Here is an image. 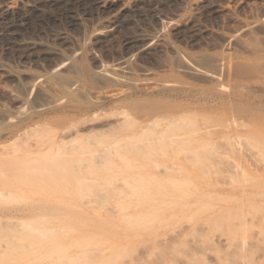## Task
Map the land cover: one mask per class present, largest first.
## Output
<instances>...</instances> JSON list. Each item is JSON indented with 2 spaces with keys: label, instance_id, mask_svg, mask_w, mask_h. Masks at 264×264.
Here are the masks:
<instances>
[{
  "label": "rangeland",
  "instance_id": "rangeland-1",
  "mask_svg": "<svg viewBox=\"0 0 264 264\" xmlns=\"http://www.w3.org/2000/svg\"><path fill=\"white\" fill-rule=\"evenodd\" d=\"M14 1H15V5H14L13 9L8 14V20L14 21V22L19 21L21 23L25 20L23 23H25L27 21L26 22L27 24H29V23L32 24V25H30V27L32 26L31 28L29 27L27 29L25 28L26 30H24V29L21 30V32L25 33L24 36L25 35L26 36H32L33 35V36L38 37L40 39L42 37V39H44L43 41H45V40H49V39L53 38V36H55L57 32H60V30H63V31H67L69 34H72V35L75 32L74 34L77 38V41L69 46L71 48V50L69 48L70 51L67 50L70 54L72 53L71 54L72 58H71L70 62L61 61L58 59L59 62H61V63H59L58 60H56V59H50V60L46 59L45 61L41 62V64L44 63L42 66V69L40 68L41 64L40 65H35V64L30 65L29 71H26V73H28V74H26L28 76L27 79L26 78L22 79L20 81V83H18V84L17 83H11V81H10L7 83L4 82V84L2 82V84L0 85V104H1L0 110H2L1 107H3V106L5 107L6 104H7L6 107H8V108L11 107L10 109L13 110L12 114L11 113L9 114V121H8V119H6L5 121L2 119L0 120V143L4 144V145L5 144L6 145L11 144V145H9V147H7L9 149V151L7 150L6 147L0 145V148L4 147V150H6V152L9 154L8 155L7 153L4 152V150L0 149L1 150L0 159L3 156L4 160L6 159V161H7V159L9 160L11 158L10 160L13 161V158L15 157L16 164L19 162L18 163L19 165H17V166L9 165L8 166L9 168L8 167L6 168L7 172H5V173H4V171L2 172L4 175H2L0 173L3 177V179H0V181H4L5 177L8 178V179H5L6 181H4V183H6L7 186H6V184L3 185V187H2V185L0 186L1 187L0 190L4 191V193H5L4 196H0V264H51L52 262L54 263V261L57 260L59 255L60 254L62 255V253H57L58 251H56L57 255H53V256L51 255L54 259L53 260L52 257H49V255L52 254L53 252L49 254L48 251H50V249L53 250L54 248H55V250L57 248V250H59V251H61V250L64 251L65 248L63 247L64 248L63 249L61 246L63 245V243L65 244L66 241L67 242L70 240L75 241L77 239V237L75 239L73 237L77 235V231H79L77 240H79L80 243L77 242V240H76L75 244L77 243L80 245H82L80 238H82V239L85 238V239H83L84 241L86 240L85 242H87V239H89L88 242L91 241L94 244L95 241L97 243V241L99 240L98 243H100V242H102L103 239L105 240L106 238H108L107 236H111L112 234L109 235V234L104 232V235L106 236V238H104L105 236H103V233L101 232V230H103V229H100V228L106 227V225H104V224L106 222H108L107 220L110 219V216L114 217V215H111V213L109 214V212L111 211L110 209H109L110 211L107 209L109 211L108 212L104 208V206L107 205V206H110L109 208L115 209V207H113V206H115V204L114 205L112 204V202L114 201L113 199H111V201L108 200L109 203H111L113 206L111 204H109V205L106 204L107 203L106 199H108V197L110 199V197H111V194H110V196H108L109 194H107V193H109V192H106L108 188H109V190H113V193L115 190H116L115 191L116 193L120 192L121 197L118 195L119 193L117 194L120 198L113 196L115 201H117V205H119L118 200L121 201V199H122V201H123V197H124L121 195L122 192L124 193V191H126V190H127L126 191L127 193L130 191L134 192L132 190L133 185H135L137 183H140V184L142 183L143 185L148 184L149 180L151 182V179L154 176L156 178L159 177V179L162 183L164 181L163 179L166 178L165 177L166 172L165 173H160V172H163V170L167 171L168 170L167 167H169V169L172 168L173 169L172 171H176L175 169H177L178 167H181V168H183V170L179 171V173H182L184 171V169H187L188 167H190L191 164L192 165H193V163L195 164V162L190 161L191 164L188 166V165H186L187 162L185 163L184 159L189 158V155H192V154H189L186 151L187 149L184 145V142L182 141V135L179 132V128L177 129V131H172V129L170 131V126H169L170 125V122H169L170 119L173 116H177L179 114V112H181V111H184V113L185 112L190 113L191 117L195 118V120L197 121V125H198V128H197L198 133H200V131H201V133L204 132L206 127L209 124H213L211 126L215 125V128L217 127V129H215L216 133L213 136L212 142L206 146V149L205 148L203 149L204 153H199L203 157H207L211 161L213 160L210 163L208 162L209 165H206L207 163L206 164L204 163L205 166H207L206 168L209 169V167L211 166L210 164H212L215 161L214 159H211L210 156L211 155L214 156L217 153L215 158L218 156L216 159L222 160V161L221 160L219 161L221 163H217V164H219V168H216L218 170L223 171L222 175L220 174L221 176H223V174L225 175L227 173L228 176L233 178V180L236 182L235 178L237 179L239 176L242 177V175H243L242 170H243L246 173V176L252 177L251 180H254L255 184L258 183V181H261L260 180L261 178H258L261 176L260 175L261 172L259 174L257 172V170L255 171L259 175L256 174L255 172H253L254 169H256V167L259 169V165H260L259 163H258L259 165L257 163H256V165H253V162H254V164H255V162H259L260 158L256 161L255 159L258 158L259 156L254 159L253 157H255V155L250 157V155L247 156L245 153H243V150H242L243 141L242 140H244L245 137H248L250 135V131L254 130V127L256 125H258V122H261L260 121L261 119H264V68L263 69L261 68L262 69L261 71H258V69H259L258 68L256 71L255 68L258 65L254 64L257 61V62H260L262 65H264L263 64L264 63L263 62L264 61V35H263L264 34V25L263 24H260L259 22H257V23L254 22L252 24V26L253 25H255V26H253V27L251 26L252 27L251 30L254 32V30H253V28H254L255 33H257L258 36H261V37L255 41L248 42L245 44V43H242L240 41L235 40L236 37H242L243 33H246V31L248 33V28H246L245 26H242L239 23H237V25H232V24L227 25L228 23L225 24L226 22L224 24L221 22H218V23L217 22H215V23L211 22L210 25L213 23L212 26H214L215 30H216V28H218V30H217L218 32H216V31H214L215 33L212 32V34L209 35L208 38H206V41L205 40L199 41L200 43L198 42V45H197V44H190L189 42L184 43L185 40L184 41L181 40V43L179 41L180 39L175 40L174 37L169 35L168 25L166 24V22L163 21L160 24V27H161V30L163 31V35L165 37L166 43L163 44V47L162 46H159V47L158 46H151V47H149V50L151 51V53H148V55H146V56L139 57V56H136L135 53H133V52H126L123 49V47L120 45H114V46H112L111 49L109 48L107 51H102L101 49H98V48H90L91 46H90V43L88 44V42L95 35L96 31H95V24H94L95 21L94 20L97 19V17L96 18H94V16L88 17V16H85V14L83 13L84 10H87V9L90 10V8H91L89 6V3L86 2V0H77V1L74 0V2H73V0H59V1L58 0H48V1L47 0H44V1L43 0H14ZM2 2H3V4H2ZM5 3H6V0H3V1L0 0V4L4 5ZM59 3H61V4H59ZM82 3L86 4V6H84V4L82 5ZM2 5H0V7ZM33 7H34V9H33ZM77 7L79 9H77ZM84 7L86 9H84ZM59 9H60V11H59ZM70 9L73 11L75 10L77 12V14L80 15V18H81L82 26L80 23V28L76 29L74 27L75 30L71 26H69L63 18L64 14L67 12V10L71 11ZM62 10H64V11H62ZM79 12H82V15ZM11 13H12V15H11ZM22 14H24V15L22 16ZM45 14H46V16H45ZM261 14L259 12V15H260L259 17H260V19L262 18V20H263L264 13L261 12ZM247 15H249L248 12H247ZM53 16H56L57 18H59V21L55 24L48 22L49 19H51ZM84 17H86V19ZM31 18H33V19H31ZM83 18L85 19L84 22H83ZM39 19H46L45 24H43L41 26H37L36 21H38ZM88 20H91V21H88ZM34 21H35V23H34ZM164 23L167 26L163 25ZM33 24H35V25H33ZM229 26H232V27L234 26V27L231 28ZM165 27H167V28H165ZM227 27H229V28L227 29ZM79 29H81V30H79ZM80 31H81V33L79 34ZM17 32L20 33L19 31H17ZM0 44L2 45V42ZM156 47H157V49L159 48L158 51H157ZM226 47H231L234 49L231 56H227L225 54V51L223 49H225ZM151 48H153L154 50L156 49V50L154 51ZM236 50H237V52H236ZM15 52H17V54H18L19 51H15ZM94 53H95V56L92 55ZM261 54L263 55V58L257 59L255 62H252V60H250V58H252V59L254 57L257 58ZM91 55H92V57H91ZM179 55H181V56H179ZM13 59H12V61L16 62L17 59L15 56ZM55 61H57V62H55ZM243 61H245V62H243ZM249 61H251V64H249L250 63ZM54 62H55V64H54ZM246 62H249V63H246ZM57 63H58V65L60 64L61 68L58 70L53 69L55 67V65H57ZM15 64L18 68L17 62L13 63L12 67L14 66V70H18L19 68L17 69ZM252 64H254L253 66H256V65L257 66L254 67V69H253V66H252V68L250 66ZM248 66L250 68H248ZM261 67H264V66H261ZM49 68H52V69H49ZM42 70H44V71H42ZM48 70H50L52 72H50ZM29 75H31V77ZM37 76L38 77L40 76L46 82L50 83V84H48V83H46V84H48V86L52 85L51 86L52 88L49 86V89H48V86H47L48 90L46 89L45 91H42V92H41V90H38V88H33L32 85H33V82L34 83L36 82ZM31 78L33 79V82L31 80ZM28 80H29V84H28ZM23 81H24V84H23ZM31 82H32V84H30ZM25 83H27V84H25ZM6 84L8 87L5 86ZM9 84H11V85H9ZM15 84L18 86L20 85V87L16 86ZM28 85H30V86H28ZM1 86H3V87H1ZM12 86L14 88H10ZM215 86H217V87H215ZM219 86H220V88H219ZM236 86L242 87V88H237ZM244 86H246V87H244ZM24 87H26V88H24ZM224 87H226V88H224ZM233 87H235V88H233ZM4 88H6V89H4ZM10 89H13V92L16 91L18 94L23 95V97L25 98L26 102L23 106H22V104L17 105V106L21 105L20 108L13 106L14 104H12L11 100L9 99L10 98V97H8L9 95H7V92H5V91L9 92ZM2 90H5L4 94H2L3 93ZM47 97H48V99H47ZM1 100H2V102H1ZM47 105H49V106L47 107ZM15 107L17 108L16 111H18V112L15 111V109H16ZM12 108H15V109H12ZM18 109H20V110H18ZM40 109H42V110H40ZM17 113H19V114H17ZM92 113H93V115H92ZM15 114H17V115H15ZM94 114L96 115L95 118H97V120H96L97 122L95 121L97 123L96 126H95V124H96L95 122H94L95 124L92 123L93 118H94V117L92 118V116H94ZM159 114H163L164 117L161 118L160 120L154 122L150 126L140 127L141 126L140 124H134L135 120H138L141 122L143 120L145 121L146 119H149V118H151L155 115H159ZM145 115H148V116L150 115V116L149 117L147 116V118H145L146 117ZM143 116H145L144 117L145 119L143 118ZM140 117L142 119H140ZM121 119L125 120V122L122 123L120 121L117 123H122V124L125 123L124 125H122L123 127L120 126V124H118L119 125L118 126L117 123H115L116 120L118 121ZM88 120L89 121L92 120V122L90 121V123L92 125H89L90 123L88 124ZM42 121L43 122L45 121V122L42 123ZM77 121L79 123H77ZM138 121H137V123H138ZM196 121H195V123H196ZM80 122L82 124L81 126H80ZM86 122H87V124L83 125ZM109 122L110 123L113 122V124L115 123L114 126H118L119 128L116 127L117 129H115V131L114 130L109 131V129L113 125V124H110ZM36 123H38L39 125L43 124L44 126L43 125L41 127L36 126ZM100 123H103V125H105V126L107 123H109L110 125H107L106 126L107 129H106V128H104L105 126H103ZM237 123H239L240 125H238ZM87 125L95 126V127H102L105 129V131L108 130L107 134H106V132L104 133L102 128H97V129H99L100 132L101 131H103V132L100 133L97 129H95V130H97L95 132L93 130V133L91 132L89 134L90 135L93 134V136H95L96 138L93 136H91L92 139L85 137L87 139V141L84 138L85 141H81L82 144H80V142H79L80 139H78V141L76 139V140L69 142L70 139L68 138L66 140V142H69V143H67V145L70 148H72V150H74L73 152L71 150L72 153H63V152H66V149H65V151L61 150V149H59V147H57V144H56L55 145V153H56V158H57L56 160L57 161L52 160V162L54 161L55 163L54 162L52 163L54 165L51 167V171L49 170L50 173L46 172V174L47 173L48 174L47 175L45 174V176L43 178H40V176H38V175H40V172H41L39 170L41 168V165L43 164L42 162L40 165L39 164L40 161H39L38 167L36 166L37 164H32V163L30 164V162H29V164H30V166L28 165L29 168L25 164H23V162L25 163V161H27V159L30 160V158L31 159L35 158V157H33L34 154L32 153V151H34V148L36 147V143H35L36 141L37 142L39 141V143L42 146H46L51 141L57 142V139L60 136L61 132L64 131L65 129H71L72 128L74 130V129H77V127L81 128V127L87 126ZM237 125H238V127H240L241 125H243V126H241V128H236ZM244 125L246 126V128H244ZM108 126H111V127L108 128ZM125 126L127 127V129ZM68 127H70V128H68ZM120 127H122L123 131H121ZM113 128H115V127H113ZM28 129L34 134L30 135L27 131ZM100 129H102V130H100ZM118 129H120L119 131H121V132L117 131ZM32 130H34V131H32ZM21 131L22 132L25 131V133L23 132L24 136L23 135L20 136L22 134ZM98 132L101 135H99ZM108 132H109V135H108ZM5 133H8V134H5ZM16 133H18V134H16ZM27 133H28V135H27ZM1 134L2 135L4 134V135L1 136ZM95 134H97V135H95ZM16 135L20 136L19 138L22 139V141ZM25 136H26V138H24ZM29 136L30 137L32 136V137L29 138ZM98 136H99V138H98ZM106 136H107L108 140L110 141V142L108 141V144H106V142H107L106 141L107 138H105ZM109 137L110 138L113 137V139L110 140ZM15 138H17L19 140H15ZM23 138L27 139V140H25V142H23ZM100 138H103V141ZM223 138H226L227 140L223 139ZM232 138H235V139H232ZM88 139L90 140V142ZM97 139H99V140H97ZM13 140L16 142H14ZM32 140H34V141H32ZM81 140H82V138H81ZM11 141L13 143H11ZM26 141H28V142H26ZM226 142L228 143V145ZM232 142H235L232 145L233 147H234V145L235 146L237 145L236 146L237 148L234 147V148H236V152L233 149V147L231 146ZM31 144L33 145V147L35 144V147L32 148ZM83 144H85V145H83ZM125 144H126V146H127V144L130 146H127L128 148H126ZM67 145H65V146H67ZM16 147H18V149H16ZM13 148H15L17 151L14 150L12 152L11 150ZM64 148H68V147H64ZM104 148H105V150H104ZM121 148H123L124 151ZM106 149L109 151H106ZM212 149L213 150L215 149L214 151L217 150V152L212 151ZM100 150L106 151L107 155L110 152L111 155H109V157L107 155H103L106 158L108 157V159L106 161H103L104 163H106L108 161L107 165L104 164V166L101 165V167H98V165H97L96 167H98V168H95V166L93 167V165L95 164L93 161V158L95 159L97 157V156L95 157V155L98 153V151L100 154V152H101ZM229 150H230V152H228ZM237 151L239 153L242 152L243 154H245L244 155L245 160L243 159L242 153L238 154ZM3 152H4V155L2 154ZM116 152L117 153L118 152L123 153V155L121 156L123 158L122 159L119 158L121 160L115 159V157H114L115 155L113 153H116ZM200 152H202V149L200 150ZM231 152H233V153H231ZM12 153H14V154L12 155ZM17 153L21 157L18 156ZM21 153H22V155H21ZM32 154H33V156H31V157H25V158L23 157L24 155L27 156V155H32ZM218 154H220V155H218ZM112 155H114V156L111 157ZM195 155H193V157ZM200 156L198 155V157H200ZM246 156L249 157L250 159L251 158L254 159V161L252 160L253 162L251 161L253 166H249L250 168L256 166L254 169L253 168L250 169L248 167V165H251V164H249L250 162L246 161V159H247ZM6 157H8V158H6ZM110 157H111V159H110ZM117 157H120V154L118 156H116V158ZM203 157H200V158L202 159ZM20 158H23L22 159L23 162L21 161ZM42 158L43 157H39L38 159L41 160ZM191 158H192V156H191ZM196 158H197V156H195V159L193 158V161L195 160L197 162L195 165L198 164L197 166H199V164L203 161L199 162L200 159L197 158L198 159V161H197ZM2 159H1V161H2ZM101 159H102V157H101ZM18 160H20V161H18ZM104 160H105V158H104ZM217 160L215 162H217ZM97 161H98V159H97ZM206 161H207V159H206ZM20 162H22L21 163L22 166H20ZM90 162H93L94 164H91L90 168H88L90 171L86 172L87 170L86 169L84 170L82 168H83V166L90 164ZM223 162H225V163H223ZM245 162H247L248 165ZM229 163H230V165H229ZM16 164H14V165H16ZM101 164H103V163H101ZM202 164L203 163H201L200 165L202 166ZM225 164H227V165H225ZM34 166L36 167V170H35ZM106 166H108L107 167L108 170L112 169L114 167L113 172L117 168L123 169V171L119 170V173H118V174H120L119 179H117L119 177L118 174H117L116 179L113 178L117 182H114L112 178H107V177L105 178L104 177L106 174L103 172V169ZM110 166L112 168H109ZM215 166H214V169H215ZM224 166H225V168H224ZM24 167H26V168H24ZM31 167L34 169L31 170ZM234 167H236V168H234ZM262 167L264 169L263 165H262ZM262 167H260V169H259L260 171L262 170ZM165 168L167 170H165ZM18 169H20V170H18ZM105 169H104V171H105ZM179 169L180 168H178V170ZM210 169H211V167H210ZM210 169H209L210 179L207 178L205 180V178L203 176L206 177L207 174L206 175L201 174L202 172H200V167H199L198 172L195 171V173L192 174V177L198 182V185H200L201 187H203V186L208 187V185H211L208 187V194L212 192L213 195L211 196L209 194L210 199H209V196H207L206 199L208 198V200H210L209 202L211 203L215 199L218 200L219 199L218 196H220V195L222 196L225 193L230 194V197L233 198L236 194V193L234 194V191H235V192L240 193L241 195L237 194L235 196L237 198V201H236L235 197H234L235 200L232 199V201L234 200L237 202L236 203L237 205L234 203L236 205V207L238 206V204H240L239 205L240 207L238 206V208L242 209L244 207V204H246L245 200L247 199V196H246V198L243 197L244 196L243 193H245L246 191L249 190V189L246 191L243 190V193L241 190L242 186H243L242 189H244V187L246 185L248 186V183H249V180L246 177L245 178L248 180L247 184L245 183V185H244L243 182H240L245 175L242 178H238L239 180L236 182V184L233 180H231V181H233L234 183L231 184L230 183L231 181L229 180V182H228V179L225 177V178L221 179V182H222V180H223V182L222 183L220 182L221 184L219 185V181H220L219 179L221 178V176L216 172V174L219 175V176L215 175L217 177V179L220 177L218 179L219 181L217 182L218 186H216V184H215L216 180H214V178H216V177H213L215 173L212 176L213 172H211ZM214 169H213V165H212V170L214 171ZM233 169H234V171H233ZM201 170L203 171V167L201 168ZM225 170H227L228 172L230 171V172L228 173ZM19 171H20V173H19ZM110 171H108V172H110ZM115 172L112 175L115 176ZM205 172H208V171H204V173ZM231 172L235 173V175H233ZM158 173H160V175ZM174 173L176 174V172H174ZM179 173L177 172V175H180ZM219 173H221V171H219ZM263 173H264V171H263ZM102 174H103L102 178H104V181H106V184H104L105 182L102 183L103 182L102 179H101L102 182L100 180ZM1 175H0V177H1ZM122 175H123V177L126 178V180L122 179L123 178ZM37 176H38V178H40V180L37 179ZM109 176L111 177V175H109ZM114 176H112V177H114ZM263 177H264V174H263ZM11 178H15V179L18 178V181L14 182V180H12ZM20 179H21V181H20ZM22 179H24V180L22 181ZM108 179H109V181H108ZM110 179L112 182L110 181ZM122 180L123 181L128 180V181H127V183L125 182V184H124L122 182ZM226 180L228 183H230V185H233L232 188L227 187V185H226V187L222 186V184L224 182L226 183ZM251 180H250V182H251ZM256 180H257V182H256ZM119 181L122 183H119ZM9 182H11V183L9 184ZM109 182L119 183V184L118 185L117 184L109 185ZM254 182L253 181L251 182L252 183L251 188H253V189H250L249 191L252 192V194L254 195V200H255V198H258L259 200L258 199L255 201L252 200L253 198L250 197L251 195H250V193H248L249 191L246 192L250 195V196H248V198H250L252 201H254L255 204H257V205H258L257 202H260V201L262 202L261 204H263L264 198L262 197L263 198V200H262L260 198L261 196H259L260 194L258 192L255 193V191H257V190L254 191V189H255L254 187H256V185L253 187ZM4 183L2 182V184H4ZM107 183L109 186L106 187V190L105 191H104V189L101 190L102 188H104L107 185ZM225 183L223 185H225ZM238 183L241 185L239 186ZM260 183L262 185V182H260ZM99 185H101V186H99ZM114 185H116V188L114 187ZM130 185H132V187H130ZM137 186H139V185H137ZM212 186H214V187L212 188ZM259 186H260V184L258 183V187ZM128 187L131 189V190L129 189L130 191L128 190ZM234 187H235V189H233ZM138 188L140 189V187H138ZM138 188L136 187V189H135V187H133V189L138 190V193H139ZM143 188H144V186H143ZM236 188H237V190H236ZM248 188H249V186H248ZM262 188H264V186ZM98 189H100L101 191H98ZM141 189H142V187H141ZM257 189L259 190V192L264 191V189H261L260 187ZM145 190L143 189L141 191H145ZM102 191H103V193L105 192V194L108 196L106 199H104L103 197L98 195V192L101 195L100 192H102ZM232 191H233V193H232ZM91 192H93V194ZM218 192L219 193L224 192V193L219 195ZM88 193L94 195L95 199H93L94 198L93 196L92 197H91V195L89 196ZM96 193H97V195H96ZM110 193H112V191H110ZM246 193H245V195H247ZM86 194L88 195V198L83 197V196H86ZM136 194H137V192H136ZM227 194H225L226 197H228ZM231 194H233V197ZM214 195H216L218 197V199L217 198H214V199L211 198ZM255 195H257V196H255ZM96 196H99V198L98 197L96 198ZM81 197L83 198L82 199L83 201L81 200ZM188 197H190V198L188 199ZM188 197H185L186 199L183 198L185 200V202L187 201V203H186V206L188 205L187 208H189L190 205L191 206L194 205L193 207H190V208H193V210H194V207L196 208V207L200 206V204H198L200 198H198V202H196L197 198H195L194 196H192V197L188 196ZM193 197H194V199H193ZM198 197H201V196L198 195ZM230 197L227 198V200L230 199ZM86 198L88 199V201L92 200L91 203L93 202V200L95 202L96 199L102 198V201H105V204L102 203V205L104 204L102 206L104 208V210L102 212L99 211V209L101 210L103 208L101 206L99 208H97L98 206L95 205L94 202L92 203L93 206L89 203H88L89 205L88 204L83 205L84 204L83 202H86V201H84V200H86ZM191 198L193 199V201L195 200V202H193V203L189 202L188 200L192 201ZM204 198L205 197L202 198L203 203H204V200H206ZM221 198H224V197H220L219 200H221ZM183 199L177 202V204L180 202L181 205L176 204V206H175L176 208L180 209V206H181V208H184V206H182V203H183V205H185ZM80 200H81V203H80ZM227 200L222 199V201H221V202L225 201V204L227 202L228 204H226V205H224V203L223 204L220 203L221 205H219V203H215V204L211 203L210 204L206 200L205 202H207L210 205L213 204L212 206L214 208H211V210H208V209H205L206 207H208L207 206L208 204L206 206L204 205L205 207L202 209L197 208V210L198 209L203 210V212L199 213V211H197V210H196L197 214H196V211H191V213L186 212V213H184V215L182 214L183 215L182 217H181V214L179 216H177L179 218V220L176 219L177 217L170 218L171 221L170 220L168 221V219H166L165 223L168 225H165V223H164L163 224L164 226H162V224H160L162 221L164 222V220H162L159 222V224H160L159 226H162L163 229H162V227L157 226L158 223L156 224L158 231L156 230V227L154 226L155 224L154 225L152 224L153 230L155 227V231H154L155 234L153 233V230L151 232H149L150 229H152V228H148V227H152V226L146 225V227L143 228V233L140 234L142 237L139 238L140 237V235H139V237H138L139 239L133 238L132 240H130L131 238H129V239L127 238L128 240H126V241H128V242H122L121 240L124 241V238L118 237L120 240L117 241L118 240L117 237H116L117 240L115 239V236L109 237V238H113L112 241L115 244L113 246V248H111V252L108 253L110 251L109 249L105 252H102V254H100L101 259L100 258L97 259V256H96V260L94 258L93 259L94 262L92 261V264H103V261L105 259L102 257H106V259H107L109 256H110L109 257L110 259H107L106 261H104V263L106 264V262H109V263L113 264V258H114L113 256L116 255V253L118 252L117 249H119V251H120V248L122 250L123 244H124V246H126V245H128V244L130 245L132 243L134 244V247L132 245V252L134 251V249L138 248V249H136L137 254H136V250L134 252L135 254L133 253L136 256L138 255L137 256L138 260L133 258L134 255L131 254V251H130L131 248L128 245L127 248L129 247L130 249L129 248L127 249L126 247L125 248L129 253V254H127V256H129V261L127 259L128 257L124 258L123 259L124 264H126L125 262H127V261L129 264H131V262H133V264L134 263H136V264H151L152 263L151 260H153V258L155 260L157 259L159 261V264L161 262L163 264H166L167 262H168L167 264H183V263L179 262V260H177V258H175L174 255L176 257H178L177 256L178 253H176V252L182 248L181 244L184 246H187L186 244H184L185 241H187V236L189 234L193 235L190 233V231L194 228L193 226H195L196 222H200V219L202 222L200 225L202 226V228L206 229V230L203 229V231L201 229V231H200L198 226L196 228V230L198 229L201 232V233L199 232L200 234L203 233V237L200 235V237H202L200 243H199V239L196 236L198 233L196 235H193L194 239L197 238L196 240H198L197 241L198 243H195L196 240L192 241L193 237H190L191 238V240H190L191 245H193V243L197 244L198 250L199 249L201 250V248H199V246H201L202 243H206V242L210 243L211 241L213 242V240L215 239L214 245H216V242L220 241V238H223L221 240H224V236L229 237V238H227L228 239V241H227L226 237H225L226 242H225V240L220 241L221 246L224 245V244H222V242L227 243L226 246L224 245L222 247L223 249L221 248V246H219V244H217L219 247L217 246L218 248L216 249L212 243H210V244L208 243L209 245H213L212 247H209V249L210 248L212 249L214 247L213 251H208V253L210 252L209 254H211V255H208L205 252L208 249L207 244H206V246H205V244L203 245L205 247V248L203 247L204 249L202 248L203 254H200L201 252L197 250L198 253L200 252L199 253L200 256L201 255H203V256L207 255V258L204 257L206 261H204V258L200 259L201 257L199 258L200 260H198L197 259L198 257H197L196 258L197 261L196 260H194V262L191 261L190 256L194 257L197 252H195L196 250H194V253H192L193 251L191 253H189L190 252L189 251L188 252L189 258H187V259H189L188 261L189 262L191 261V262L186 263V264H204V263L205 264H246V263L248 264L249 262L251 264H264V259H263L264 257L263 256L261 257V259L254 258V260H252L253 262H251V260H249L251 256H252L251 258L258 257V255L261 256V253L264 252V249H261L262 247L260 246V244H262V243L264 244V240H263L264 237H262V235L260 233V232H262V230H260V229L263 228V230H264V221L261 222V217H263V213H261L262 216L260 215V217L257 220V218L254 216L253 211H250V210L248 211V209L244 210L245 208H248L251 205V203H250L251 200L247 199L248 200L247 204L248 203H250V204L249 205L246 204L245 206H248V207H245L244 209H242V213H243L242 216H244V213H245L243 211H246L245 215H247V212H248V214L251 213V214H249L251 217H247L248 216L247 215L246 219L248 218L247 220H249V218H250V220L248 221L250 223L249 225H251V223H253L255 225L254 227H256V229H251V231H250L249 226H248L249 228L247 227L248 230L244 229V226H246L247 222H243L244 224L245 223L246 224L245 225L243 224V226H242V220H244L245 216H244V218L241 217L240 212H237L238 211V209H237V211H236L237 215L236 216L238 218V214H239L240 220H238V219L235 220L236 219L235 216L231 215V218L233 217L232 218L233 220H231V218H229L228 220L231 222H228V225L230 223V225H231L230 227H231V229H233L232 228L233 224L238 225L236 222H239V223L241 222L238 226L239 227L241 226L244 230H239L240 228L237 230L236 228H238V227H236V228H234V230L236 229V231H234L236 233L235 234L233 232V230H231V229H229V227H227L229 229V231L231 230V232H228L225 229L226 226H228V225H224L227 221L225 223H223V221H221V220L223 219L222 217H225L227 215V214H224L225 211H226L225 213L230 211V214H231L232 213L231 211L235 210L236 207L233 205L232 201L228 202ZM238 200H239V202H238ZM100 201H101V199H100ZM201 201L202 200H200V203H201ZM97 202H98V200H97ZM97 202H95V203L98 204ZM215 202H218V201H215ZM254 202H252V206L250 209H253L256 207V206L254 207V204H253ZM196 203L199 206L196 205ZM100 204H98V205H100ZM261 204H259V207ZM120 205H122V204H120ZM241 206H243V207L241 208ZM201 207H203V204ZM210 207L211 206H209L208 208L210 209ZM259 207H258V209H259ZM262 209H264L263 205H262ZM262 209H260V210H262ZM96 210H98L99 213L96 212ZM212 210H213V212H212ZM216 210H220V213L222 211L223 215L220 213H218L219 216L216 215L217 214ZM260 210H257L255 208L254 211L258 212L255 214H257V215L260 214V212H262ZM104 211H107V212H105V214H104ZM192 213H195V214H192ZM185 214H186V216H185ZM213 214L216 215V217L222 216L221 217L222 219L213 218V216H214ZM211 215H213L212 219H211V221H208V220H210ZM228 215L225 217L226 220H227ZM44 216L47 218L48 217L52 218L55 216L54 218L57 217V221L59 219L58 217H60V219L62 217H68L65 219H67L69 222L67 220H66L67 222H65V220H62V222L61 221H59V222H61V225L63 224L64 226H67L68 229H71V228L73 230L75 229L76 230V231L74 230L75 233H74V231L72 233H70L72 231L71 230L68 233V236L63 235L64 237H61V236H60V238L58 237L56 239L55 243L51 242L50 244L40 246V244L42 242L39 243L41 240L39 239V235H36V234L41 232L42 230H45V229L47 230V228L52 227V224H54V222H57V221H55L56 219H53V218L52 219H46ZM189 216H190V219L192 222L188 220ZM39 217H42V218L44 217V218L41 219ZM69 217H70V219H72V221L69 219ZM183 217L185 219H183ZM205 217H206L207 222H205V219H203ZM254 218H256V220ZM215 219L219 220V221L217 222ZM251 219H254L257 222H255L254 220L253 221L255 223L251 222ZM73 220L76 222H79V223L82 222L81 224H79L81 226L84 225L83 224V221H84L85 222L84 226L86 228L80 229L81 226H78L76 222H75L76 224L74 225ZM173 220L176 223H172ZM63 221H64V223L69 224V225H65L63 223ZM70 221L73 222V224L72 223L70 224ZM104 221H105V223H104ZM110 221H111V219H110ZM167 221H168V223H167ZM188 221H189L188 226H190L189 228H187L188 226L186 227V225H184L185 223H188ZM233 221H234V223H233ZM87 222H90V223L92 222V224L96 223V224H98V226H100V228L98 226L95 227L94 225H92L94 228L90 227L91 229L90 228L88 229L87 227L91 226V224H86ZM101 222H103V223H101ZM215 222L218 223V225L216 227H215L216 224H214ZM206 223H209V224H206ZM222 223H223V225H222ZM257 223H259V225H261V223H262V225H261L262 227L259 229L260 230L259 232L257 231L258 226H259V225H257ZM213 224H214V226H213ZM102 225L104 227H102ZM181 225H184V227H182V228H185V229L187 228L185 231H184V229H183V231L181 230L183 233L182 234L183 236L182 235L180 236L179 235L180 232L177 230L179 227H180V229H182ZM196 225H199V224H196ZM201 226H200V228H201ZM219 227H221V229ZM96 228H98L101 233L98 232V230ZM160 228L162 231L160 230ZM144 229H147L146 233L148 232V234H145ZM104 230L106 231V229H104ZM174 230H177L176 232L178 233V236H177L176 232L174 233V235L172 234L173 237L177 240V241L173 242L174 244L177 242L178 247L176 246L175 248L172 245L170 247V243H172V240L170 239L172 237L170 235L171 234L170 232H173ZM204 230H205V232H204ZM217 231L218 232L221 231L220 232L221 236L219 235V233ZM84 232H86V233H84ZM107 232L109 233V231H107ZM162 232H164V233H162ZM98 233H100V235ZM152 233L155 235L154 238L152 237L153 235L150 236ZM160 233H162L163 235L166 234L165 235L166 237H167V234H169L171 237L168 235L169 236L168 240L165 241L166 240L165 236L163 237L162 234L158 235ZM259 233L261 236L259 235ZM262 233L264 234V231ZM94 234H96V236ZM175 234H176L177 238H179V240L176 238ZM101 235L103 238H100ZM254 235H255V237H253ZM216 236H218V237H216ZM86 237H88V238H86ZM157 237L160 239V240H158V241H160V243L162 242L163 244H165V246L167 245L168 248L170 247V249L167 248V250L171 251L172 248H174L173 250H177L176 252H174V251L172 252L173 257L176 260L174 259L173 262H171L173 257L171 255V253H169V251L165 250L166 247L163 244L161 245L159 243L162 247L161 246L157 247L158 243H156V244L154 243V242H157V240H156ZM260 237H261V241L259 240ZM91 238H92V240H90ZM151 239H153V241ZM161 239H163V240H161ZM230 239H231V241L233 240L232 243H231ZM253 239H257V241L259 240V243L260 242H262V243H260V244L258 243L259 244L258 245V244H256L257 241L255 242V240H253ZM148 240H150L151 242ZM188 240H189V237H188ZM209 240H211V241H209ZM251 240L253 242H255L253 245H252ZM141 241H147L148 242V243L144 242L145 244H149V242L152 243L151 248L147 249L150 251L149 254H151V255L148 254L149 251L146 252L147 254L144 253V251L146 250L147 247L143 248L144 243H142ZM88 242L85 244H88ZM91 242L88 244V245H90V244L92 245V246H90L91 248L86 247L83 244L86 247V249L82 248L83 245L82 246L77 245L76 248H78V249H76L75 245L72 246L71 242H70L71 245H70V243H68V245L72 246V248L69 247L67 244H65V245H67V247H69V249L66 248L67 251L69 250V252H65L66 256L67 257L70 256V258H71L70 260H73L74 264L76 262L79 263L78 261L80 259L78 258V256H82L85 258L86 255L87 256L89 255V258H90L92 255L90 253L96 252L97 250L100 249L99 245L97 246L96 244H94L95 245V248H94V245ZM138 242L139 243L141 242L143 244V246L139 245L142 247H139V246L137 247V245L139 244ZM220 242H218V243H220ZM246 242H247V244L250 242V245H247ZM188 243L190 245V242H188ZM198 244H199V246H198ZM231 244H233V245H231ZM263 244H262V246H263ZM189 245L187 247H189V248L192 247L191 249L193 250L194 245L193 246L190 245L191 247ZM251 245L252 246L258 245V249H257V246H254V247H256V250H259L260 252L261 251L262 252L261 253L257 252L256 253L257 256H255V255L253 256V254H251V251H252V249H254V247L252 248ZM100 246L102 247L103 244ZM147 246L149 247V245H147ZM233 246H235V247H233ZM195 247H196V245H195ZM231 247L234 249H232ZM248 247H249V249L247 250ZM93 248L95 251L93 250ZM114 248H116L115 250L117 252L114 251L113 252L114 254L112 255V251ZM124 249H123V251H124ZM142 249H145V250L143 251ZM153 249L154 250L157 249V252H158V249L162 250V252L159 251V253H158L161 258L159 256L156 258L154 257V255H156L157 253L154 252ZM194 249H197V248H194ZM91 250H93V251L89 253V251H91ZM81 251L84 252L83 253L84 256L81 255L82 253L81 254L78 253ZM151 251H152V253H151ZM180 251L184 252L185 250L182 248V250H180ZM46 252H48L47 254H49V255H46ZM85 252H88L89 254L86 253V255H85ZM120 252H118L120 255H116L117 257L123 256L121 254L122 252L121 253ZM183 252L179 253L180 257H182V260L186 259L184 255L182 256ZM76 253L79 255H77ZM123 253H125V251ZM164 253H166V254H164ZM224 253L226 256L224 255ZM43 254L46 255L45 256L46 259H44L45 257ZM67 254H69V255H67ZM184 254H187V251H185ZM71 255H72V257H71ZM94 255H97V254H94ZM94 255L92 257H94ZM131 255L133 256L132 258L134 261H131L132 260ZM212 255H214V256L217 255V256L214 257ZM221 255H223V258ZM163 256L169 257V258L165 259V257H163ZM196 256H198V254ZM42 257H44V258H42ZM40 258H41V260H40ZM48 258H49V261H47ZM55 258H56V260H55ZM84 258H83V260L86 259V258L85 259ZM118 258H115V259L118 260ZM139 258H143V259L139 260ZM150 258H152V259L150 260ZM159 258L162 259L164 262L162 260H160ZM50 259H52L53 261ZM67 259L63 255V258L60 260L61 262L59 260H57L55 263L61 264L63 262V264H64L65 261H63V260L67 261ZM125 259H126V261H124ZM215 259H217V261L219 259V261L217 262ZM220 259L223 260V262L220 261ZM255 259H257V260H255ZM119 260H118V262H121V259H119ZM169 260H171V261H169ZM182 260H180V261H182ZM201 260L204 261V263ZM68 261H69V259H68ZM158 261H157V263H158ZM58 262H60V263H58ZM70 262L71 261H69V264L73 263V262H71V263ZM81 262H82V258H81ZM123 262L120 264H123ZM195 262H197V263H195ZM109 263H107V264H109ZM154 263H152V264H154ZM114 264H117V263L114 261Z\"/></svg>",
  "mask_w": 264,
  "mask_h": 264
},
{
  "label": "bare ground",
  "instance_id": "bare-ground-1",
  "mask_svg": "<svg viewBox=\"0 0 264 264\" xmlns=\"http://www.w3.org/2000/svg\"><path fill=\"white\" fill-rule=\"evenodd\" d=\"M3 1V0H2ZM44 1V0H43ZM48 1V0H47ZM59 1V0H58ZM77 1V0H76ZM64 2V1H63ZM73 2H74V0H73ZM86 2L87 3H89V6L91 7L90 8V10L89 9H87V10H84L83 11V13L85 14V16H94V18H96L97 17V19H95L94 21L96 22H94V24H95V35L90 39V41L88 42V44L90 43V48H98V49H101L102 51H107L109 48L111 49L112 48V46H114V45H120V46H122L123 47V49L126 51V52H133V53H135V55L136 56H139V57H143V56H146V55H148V53H151V51L149 50V47H151V46H162L163 47V44L164 43H166L165 42V37H164V35H163V31L161 30V27H160V24L164 21V22H166V24L168 25V33H169V35L170 36H172V37H174L175 38V40L177 39H180L179 41H180V43H181V40H185L184 41V43L185 42H189L190 44H197L198 45V42L199 41H202V40H205L206 41V38H208V36L209 35H211L212 34V32H214V31H216V32H218L217 30H218V28H216V30H215V28H214V26H212V24L210 25V23L211 22H221V23H225V24H227V25H237V23H239L240 25H242V26H245L246 28H248V33H247V31H246V33H243V36L242 37H236V39L235 40H237V41H240V42H242V43H248V42H252V41H255V40H257L258 38H260L261 36H258V34L257 33H255V29L253 28V30H254V32L251 30L252 29V27L253 26H255V25H253L252 26V24L254 23V22H259L260 24H263L264 25V17H263V20H262V18L260 19V15H259V12H260V14H261V12L262 13H264V0H86ZM18 3V2H17ZM47 3V2H46ZM65 3V2H64ZM63 3V4H64ZM2 4H3V2H2ZM2 4H0V5H2ZM42 4V3H41ZM59 4H61V3H59ZM68 4V3H67ZM84 3H82V5H83ZM14 5H15V1L14 0H6V3L4 4V5H2L1 7H0V43L2 42V45L0 44V85L2 84V82H3V84H4V82H10L11 81V83H20V81L22 80V79H24V78H26L27 79V75L26 74H28V73H26V71H29V69H30V65H32V64H35V65H40L41 64V62H43V61H45L46 59L48 60H50V59H56V60H61V61H66V62H70V60H71V58H72V56H71V54L67 51V50H69V46L70 45H72L74 42H76L77 41V38H76V36H75V32L73 33V35L72 34H69L67 31H63V30H60V32H57L56 33V35L55 36H53V38H51L50 36V38L51 39H49V40H45V41H43L44 39H42V37H41V39L40 38H38V37H35V36H24V34L25 33H23V32H21V30H26L27 28H29L30 27V25H32V24H27L26 22L25 23H21V22H14V21H10V20H8V14H9V12L13 9V7H14ZM50 5V4H49ZM18 6V5H17ZM35 6V5H34ZM84 6H86V4H84ZM58 7V6H57ZM69 7V6H68ZM19 8V7H18ZM36 8V7H35ZM71 8V7H70ZM75 8V7H74ZM33 9H34V7H33ZM77 9H79L78 7H77ZM84 9H86L85 7H84ZM71 10V9H70ZM17 11V10H16ZM59 11H60V9H59ZM62 11H64V10H62ZM81 11V10H80ZM14 12V11H13ZM44 12V11H43ZM66 12V11H65ZM247 12H248V14L249 15H247ZM30 13V12H29ZM58 13V12H57ZM81 15H82V12H79ZM15 14V13H14ZM21 14V13H20ZM50 14V13H49ZM64 14V13H63ZM11 15H12V13H11ZM24 14H22V16H23ZM61 15V14H60ZM262 15V14H261ZM45 16H46V14H45ZM57 16V15H56ZM56 16H53L51 19H49V21L48 22H51V23H53V24H55V23H57L58 21H59V18H57ZM12 17V16H11ZM59 17V16H58ZM87 17V18H88ZM21 18V17H20ZM63 18H64V20L66 21V23L69 25V26H71L74 30H75V28L76 29H78V28H80V23H81V18H80V15L79 14H77V12L74 10H71V11H68L67 10V12L64 14V16H63ZM85 19H86V17H84ZM83 18V22H84V19ZM22 19V18H21ZM27 19V18H26ZM31 19H33V18H31ZM89 19V18H88ZM30 20V19H29ZM28 20V21H29ZM62 20V19H61ZM93 20V19H92ZM88 21H91V20H88ZM45 22H46V19H39L38 21H36V25L37 26H41V25H43V24H45ZM34 23H35V21H34ZM92 23V22H91ZM165 23L163 24V25H166ZM238 24V25H239ZM33 25H35V24H33ZM57 25V24H56ZM93 25V24H92ZM166 25V26H167ZM46 26V25H45ZM81 26H82V23H81ZM252 26V27H251ZM32 27V26H31ZM30 27V28H31ZM34 27V26H33ZM36 27V26H35ZM75 27V28H74ZM216 27V26H215ZM224 27V26H223ZM226 27V26H225ZM229 27H231V28H233L232 26H229ZM229 27H227V29L229 28ZM236 27V26H235ZM26 28V29H25ZM41 28V27H40ZM69 28V27H68ZM165 28H167V27H165ZM70 29V28H69ZM29 30V29H28ZM31 30V29H30ZM79 30H81V29H79ZM17 31H19L20 33H18ZM73 31V30H72ZM165 31V30H164ZM39 33V32H38ZM77 33V32H76ZM81 33V31L79 32V34ZM215 33V32H214ZM165 34V33H164ZM242 34V33H241ZM240 34V35H241ZM245 34V35H244ZM40 35V34H39ZM264 35V34H263ZM48 37V38H49ZM235 38V37H234ZM233 39V38H232ZM167 41V40H166ZM182 41V42H183ZM200 43V42H199ZM167 47V46H166ZM196 47V46H195ZM68 48V49H67ZM192 48V47H191ZM263 48V47H262ZM17 49V50H16ZM151 49H153V48H151ZM156 49H157V47H156ZM155 49V50H156ZM159 49V48H158ZM158 49H157V51H158ZM170 49V48H169ZM168 49V50H169ZM70 50H71V48H70ZM69 50V51H70ZM96 50V49H95ZM154 50V49H153ZM154 50V51H155ZM224 51H225V54L227 55V56H231V54L233 53V48H231V47H226L225 49H223ZM262 50V49H261ZM15 51H19L18 52V54H17V52H15ZM96 52V51H95ZM161 52V51H160ZM171 52V51H170ZM235 52V51H234ZM236 52H237V50H236ZM107 53V52H106ZM172 53V52H171ZM179 53V52H178ZM93 56H95V53L94 54H92ZM92 55H91V57H92ZM262 55V54H261ZM258 56L257 58H250V60H252V62H255L257 59H260V58H263V55L262 56ZM14 56L16 57V62H17V65H18V68H17V66H16V64H15V66H16V68L18 69V70H14V66L12 67V64L13 63H16V62H14V61H12V59L14 58ZM179 56H181V55H179ZM13 57V58H12ZM94 58V57H93ZM101 59V58H100ZM180 59V58H179ZM14 60V59H13ZM59 60H58V62H59ZM242 61V60H241ZM13 62V63H12ZM55 62H57V61H55ZM55 62H54V64H55ZM182 62V61H181ZM243 62H245V61H243ZM250 62V63H249ZM249 62H246V63H249V64H251V61H249ZM264 62V61H263ZM59 63H61V62H59ZM63 63V62H62ZM44 64V63H43ZM43 64H41L39 67L42 69V66H43ZM65 64V63H64ZM69 64V63H68ZM248 64V65H249ZM254 64H257L256 66H253ZM254 64H252V65H250L251 66V68H252V66H253V69H254V67H256L255 69H256V71H257V69H258V71H261L264 67H261V66H264V65H262L260 62H255ZM264 64V63H263ZM50 65V64H49ZM67 65V64H66ZM70 65V64H69ZM102 65V64H101ZM225 65V64H224ZM261 65V66H260ZM72 66V65H71ZM177 66V65H176ZM36 67V66H35ZM107 67V66H106ZM178 67V66H177ZM183 67V66H182ZM13 68V69H12ZM53 68V67H52ZM52 68H49V69H52ZM61 68V66H60V64L58 65V63H57V65H55V67L53 68V69H56V70H58V69H60ZM73 68V67H72ZM71 68V69H72ZM102 68V67H101ZM248 68H250L249 66H248ZM262 68V69H261ZM69 69V68H68ZM184 69V68H183ZM35 70V69H34ZM37 70V69H36ZM39 70V69H38ZM101 70V69H100ZM41 71V70H40ZM42 71H44V70H42ZM48 71H50V70H48ZM103 71V70H102ZM101 71V72H102ZM178 71V70H177ZM180 71V70H179ZM182 71V70H181ZM255 71V70H254ZM50 72H52V71H50ZM55 72V71H54ZM185 72V71H184ZM253 72V71H252ZM180 73V72H179ZM153 74V73H152ZM44 75V74H43ZM30 77H31V75H29ZM33 76V75H32ZM35 77V76H34ZM31 80H32V82H33V79L31 78ZM26 82V81H25ZM32 82L30 83V84H32ZM46 83H48V82H46L44 79H42L40 76L38 77L37 76V78H36V82L34 83L33 82V85H32V87L33 88H38V90H41V92L42 91H45L46 89H47V86H48V84H50V83H48V84H46ZM23 84H24V81H23ZM25 84H27V83H25ZM28 84H29V80H28ZM9 85H11V84H9ZM16 85V84H15ZM54 85V84H53ZM224 85V84H223ZM5 86H7V84L5 85ZM16 86H18V85H16ZM28 86H30V85H28ZM50 86V85H49ZM49 86H48V89H49ZM52 86V85H51ZM50 86V87H51ZM1 87H3V86H1ZM8 87V86H7ZM6 87V88H7ZM18 87H20V85L18 86ZM17 87V88H18ZM54 87V86H53ZM215 87H217V86H215ZM227 87V86H226ZM226 87H224V88H226ZM237 88H242V87H238V86H236ZM244 87H246V86H244ZM6 88H4V89H6ZM10 88H14L13 86L12 87H10ZM24 88H26V87H24ZM52 88V87H51ZM219 88H220V86H219ZM231 88V87H230ZM233 88H235V87H233ZM16 89V88H15ZM47 89V90H48ZM11 90V91H10ZM9 90V92L8 91H5V90H2V94H4V91L5 92H7V95H9L8 97H10L9 99L11 100V102H12V104H14L13 106H16L17 108L19 107H21V105L20 106H17V105H19V104H22V106L25 104V102H26V100H25V98L23 97V95H20V94H18L16 91L15 92H13V89H10ZM51 90V89H50ZM49 90V91H50ZM6 95V94H5ZM6 95V96H7ZM47 96V95H46ZM3 98V97H2ZM47 99H48V97H47ZM3 100V99H2ZM2 100H1V102H2ZM31 100V99H30ZM8 101V100H7ZM4 102V101H3ZM50 102V101H49ZM47 103V102H46ZM51 103V102H50ZM1 105V104H0ZM7 106V104L5 105V107L3 106V107H1L2 108V110H0V120L2 119V120H6V119H8V121H9V114L11 113L12 114V112H13V110H11L10 108H8V107H6ZM41 106V105H40ZM39 106V107H40ZM49 105H47V107H48ZM15 107V108H16ZM43 107V106H42ZM45 107V106H44ZM192 107V106H191ZM15 108H12V109H15ZM17 108L15 109V111L17 110ZM196 108V107H195ZM18 110H20V109H18ZM40 110H42V109H40ZM195 111V110H194ZM16 112H18V111H16ZM15 113V112H14ZM17 114H19V113H17ZM17 114H15V115H17ZM96 114V113H95ZM94 114V116H92V118H93V122H92V120H90L93 124H95L97 121V118H95V115ZM92 115H93V113H92ZM154 115V114H153ZM19 116V115H18ZM146 116V117H145ZM145 116H143V118L145 117V118H147V116L148 115H145ZM150 116V115H149ZM148 116V117H149ZM152 116V115H151ZM20 117V116H19ZM164 117V115L163 114H159V115H155V116H153V117H151V118H149V119H146L145 121L143 120V121H138V120H135V122H134V124H140L141 126L140 127H146V126H150L151 124H153L154 122H156V121H158V120H160L161 118H163ZM13 118V117H12ZM144 118V119H145ZM95 119V120H94ZM140 119H142L141 117H140ZM172 119V120H171ZM170 119V131H171V129H172V131H177V129L179 128V132L181 133V135H182V141L184 142V145H185V147H186V151L189 153V154H192V155H189V158H187V159H184L185 160V163H186V165H190L191 164V162H195V164L197 163L195 160L193 161V158L195 159V156H197V158H199L200 159V161L199 162H201V161H203V162H201V163H207L206 165H209V163L210 162H212L211 160H209L207 157H203L201 154H199V153H204L203 152V149L205 148L206 149V146L207 145H209L211 142H212V139H213V136H214V134L216 133V131H215V129H217V127L215 128V125L214 126H211V125H213V124H209L207 127H206V129H205V131L204 132H202L201 133V131H200V133H198V131H197V128H198V125H197V121L195 120V118H192L191 117V114L190 113H187V112H185L184 113V111H181V112H179V114L177 115V116H173L172 118ZM81 120V119H80ZM79 120V121H80ZM247 120V119H246ZM245 120V121H246ZM11 121V120H10ZM14 121V120H13ZM83 121V120H82ZM90 121L88 120V124L90 123ZM96 121V122H95ZM125 122V120H123V119H121V120H116L115 121V123H117V122ZM137 121H138V123H137ZM195 121H196V123H195ZM261 122H258V125H256L255 127H254V130L253 131H250V135L248 136V137H245V139L244 140H242L243 141V144H242V150H243V153H245L247 156H249L250 155V157L251 156H254L255 155V157H253L254 159L256 158V157H258V158H256L255 160L257 161L259 158H260V161L259 162H255V164H254V159L253 158H249V157H247V159H246V161H248V162H250L249 164H251V165H248V163L247 162H245V163H247V165H248V167L249 166H253V165H256V163L259 165V169H260V167H262V165L264 166V119H261L260 120ZM45 122V121H44ZM43 121H42V123H44ZM47 122V121H46ZM95 122V123H94ZM2 123V122H1ZM33 123V122H32ZM71 123V122H70ZM76 123V122H75ZM77 123H79L78 121H77ZM110 123V122H109ZM107 123L106 124V126L107 125H110V124H113V122L112 123ZM115 123L112 125V127L111 126H108V128L109 127H111L110 129H109V131H115V129H117L116 127H118L119 125L118 124H120V126H122V125H124V124H122V123H117V125L118 126H114L115 125ZM244 123V122H243ZM246 123V122H245ZM38 123H36V126H42V125H37ZM85 124H87V122L86 123H84L83 125H85ZM100 124H102L103 125V123H100ZM105 124V123H104ZM238 125H240L239 123H237ZM247 124V123H246ZM71 125V124H70ZM69 125V126H70ZM82 124H81V122H80V126H81ZM89 125H92L91 123L89 124ZM89 125H87V126H83V127H81V128H78L77 127V129H63L64 131H62L61 132V134H60V136L58 137V139H57V142H55V141H51L49 144H47L46 146H42L40 143H39V141L37 142H35L36 143V147H35V144H34V147H33V145L31 146L32 148H34V151H32V153L34 154V156H33V154L32 155H27V156H23L24 158L25 157H31V156H33V157H35V158H33V159H31L30 158V160H28L27 159V161H25V163L23 162V158H20L21 159V161L23 162V164H25L28 168H29V166H30V164L32 163V164H37L36 166L38 167V163H39V161H40V165H41V162L43 163L42 165H41V168H40V170L39 171H41L40 172V175H38V176H40V178H43L44 176H45V174H46V172H49V170L51 171V167L54 165V164H52L53 162H52V160H56L57 158H56V153H55V145L57 144V147H59V149H61V150H64L65 151V149H66V152H63V153H72L74 150H72V148H70L68 145H67V143H69V142H71V141H73V140H76L77 139V141H78V139H80V144H82V142L81 141H85V139L86 138H90V139H92L91 138V136H93V134L92 135H90L89 133H93V130H94V132L95 131H99V129H97V128H102V127H95L96 125H97V123L95 124V126H89ZM101 125V126H102ZM238 125H237V127L236 128H241V126H243V125H241L240 127H238ZM3 126V125H2ZM35 126V127H36ZM44 126V125H43ZM46 126V125H45ZM78 126V125H77ZM99 126V125H98ZM103 126H105V125H103ZM104 127V128H106L107 129V127ZM249 126V125H248ZM34 127V126H33ZM113 127H115V128H113ZM123 127V126H122ZM122 127H120L121 128V131H123L122 130ZM126 127V126H125ZM29 128V127H28ZM39 128V127H38ZM68 128H70V127H68ZM104 128H102L103 129V131H104V133L106 132V134H107V131H105V129ZM113 128V129H112ZM119 128V127H118ZM244 128H246V126L244 125ZM249 128V127H248ZM31 129V128H30ZM33 129V128H32ZM36 129V128H35ZM95 129H97V130H95ZM102 129H100V130H102ZM126 129H127V127H126ZM120 129H118L117 131H119ZM26 131V130H25ZM25 131H23L24 133H25ZM28 131V133L31 135V134H34V133H32L29 129L27 130ZM32 131H34V130H32ZM103 131H101V132H103ZM121 131H119V132H121ZM215 131V132H214ZM22 132V131H21ZM23 132H22V134L20 135V136H22L23 135ZM46 132V131H45ZM100 132V131H99ZM98 132V134L99 135H101L100 133ZM9 133V132H8ZM8 133H5V134H8ZM28 133H27V135H28ZM111 133V132H110ZM114 133V132H113ZM16 134H18V133H16ZM89 134V135H88ZM4 135V134H3ZM2 134H1V136H3ZM26 135V134H25ZM88 135V136H87ZM95 135H97V134H95ZM108 135H109V132H108ZM112 135V134H111ZM16 136H18V135H16ZM20 136H18V138L20 137ZM24 136V135H23ZM32 137V136H31ZM30 136H29V138H31ZM86 137V138H85ZM93 137H95V136H93ZM240 137V136H239ZM24 138H26V136L24 137ZM23 138V142H25V140H27V139H24ZM70 139V141L69 142H66V140L67 139ZM81 138H82V140H81ZM85 138V139H84ZM96 138V137H95ZM98 138H99V136H98ZM105 138H107V136L105 137ZM110 138V137H109ZM20 139V138H19ZM19 139H17V138H15V140H19ZM84 139V140H83ZM100 139H102V141H103V138H100ZM113 139V137L112 138H110V140H112ZM223 139H226V138H223ZM231 139V138H230ZM232 139H235V138H232ZM21 141H22V139H20ZM30 140V139H29ZM35 140V139H34ZM34 140H32V141H34ZM89 140V139H88ZM97 140H99V139H97ZM227 140V139H226ZM14 141V140H13ZM86 141H87V139H86ZM101 141V140H100ZM106 144H108V138L106 139ZM224 141V140H223ZM14 142H16V141H14ZM26 142H28V141H26ZM89 142H90V140H89ZM110 142V141H109ZM241 142V141H240ZM10 143V142H9ZM11 143H13L12 141H11ZM34 143V142H33ZM227 143V142H226ZM233 143H235V142H232L231 143V146L233 145ZM237 143V142H236ZM29 144V143H28ZM27 144V145H28ZM129 144V143H128ZM127 144V146H130V145H128ZM238 144V143H237ZM0 145H2V146H4V147H9V145H11V144H1L0 143ZM65 145H67V146H65ZM83 145H85V144H83ZM227 145H228V143H227ZM109 146V145H108ZM126 146V144H125V147L126 148H128ZM237 146V145H236ZM235 145H234V147H236ZM241 146V145H240ZM4 147H2V148H0L1 150H4ZM64 147H68V148H64ZM233 147V146H232ZM233 147V149L235 150V152H236V148H234ZM63 148V149H62ZM124 148V147H123ZM123 148H121L123 151H124V149ZM16 149H18V147H16ZM15 148H13L11 151L13 152L14 150L15 151H17ZM68 149V150H67ZM202 149V152H200V150ZM1 150H0V153H1ZM7 150L9 151V149L7 148ZM70 150V151H69ZM71 150H72V152H71ZM104 150H105V148H104ZM215 150V149H214ZM213 149H212V151H214ZM233 150V151H234ZM239 150V149H238ZM241 150V151H242ZM19 151V150H18ZM69 151V152H68ZM101 152H100V154H99V151H98V153L95 155V159L93 158V161H94V163L93 162H90V164H88V165H86V166H83V168L82 169H86L87 171L86 172H89L90 170L88 169V168H90V166H91V164H94L93 165V167L95 166V168H98V167H101V165L102 166H104V164L105 165H107V162L106 163H104L103 161H106L107 159H108V157H109V155H111L110 154V152L108 153V155H107V153H106V151H109V150H107L106 149V151H102V150H100ZM4 152L5 153H7L6 152V150H4ZM4 152L2 153L3 155H4ZM214 152H217V150L216 151H214ZM228 152H230V150L228 151ZM15 153V152H14ZM14 153H12V155L14 154ZM31 153V152H30ZM120 154V157H117L116 158V156H118L119 154ZM116 152V153H113L114 155H112L111 157H115V159H119V158H123V157H121L122 155H123V153H120V152ZM211 153V152H210ZM231 153H233V152H231ZM237 153L238 154H241V153H239L238 151H237ZM242 153V156H243V159L245 160V157H244V155L245 154H243ZM8 154V153H7ZM11 154V153H10ZM18 154V153H17ZM196 154V155H195ZM200 156V157H203L202 159L200 158V157H198V155ZM212 154V153H211ZM217 154V153H216ZM216 154L214 155V156H210L211 157V159H214L215 161L217 160L216 158L218 157H216L215 158V156H216ZM1 155V154H0ZM9 155V154H8ZM21 155H22V153H21ZM36 155V156H35ZM43 157L41 160L40 159H38L39 157ZM42 155V156H41ZM103 155H107L108 157L106 158L105 156H103ZM193 155H195L194 157H193ZM218 155H220V154H218ZM18 156H20L19 154H18ZM191 156H192V158H191ZM225 156V155H224ZM10 157V156H9ZM21 157V156H20ZM101 157H102V159H101ZM105 158V160H104V158ZM111 157H110V159H111ZM213 157V158H212ZM3 158V159H2ZM2 161H1V159H0V173L2 174V175H4L2 172L4 171V173L5 172H7L6 171V168L9 166V165H12V166H17V165H19L18 163L16 164V162H15V157L13 158V161L12 160H8L7 159V161H6V159L4 160V157L2 156ZM6 158H8V157H6ZM196 158V159H197ZM224 158V157H223ZM97 159H98V161H97ZM121 159H119V160H121ZM205 159V160H204ZM206 159H207V161H206ZM25 160V159H24ZM34 162H33V161ZM96 160V161H95ZM101 160V161H100ZM221 160V159H220ZM220 160H217V162H213L212 164H210L211 166V169H210V167H209V169H210V171L211 172H213L212 173V176H213V174H214V176L213 177H216L215 175H217V176H219L220 174L222 175V170H218V169H216V168H219V164H217V163H221V162H219ZM253 160V161H252ZM18 161H20V160H18ZM32 161V162H31ZM57 161V160H56ZM91 161V160H90ZM191 161V162H190ZM197 161H198V159H197ZM222 161V160H221ZM253 162V165H252V162ZM263 161V162H262ZM22 162H20V166H22ZM29 162H30V164H29ZM198 162V163H199ZM209 162V163H208ZM228 162V161H227ZM261 162V163H260ZM55 163V162H54ZM101 163H103V164H101ZM111 163V162H110ZM189 163V164H188ZM200 163V164H201ZM223 163H225V162H223ZM231 163V162H230ZM230 163H229V165H230ZM14 164H16V165H14ZM194 163H193V165L191 164L190 165V167H188L187 169H184V171L182 172V173H179V171H181V170H183V168H181V167H178V168H180L179 170H178V168L177 169H175L176 171H172L173 169L171 168V169H169V167H167V169L165 168V170H167V171H164L163 170V172H160V173H165L166 174V178H164L163 180V182L161 183V181H160V179H159V177L158 178H156L155 176V178L153 177L152 179H151V182H150V180H149V183L148 184H140V183H137V184H135V185H133V187H135V189H136V187L138 188V187H140V189H139V193H138V190H134L133 189V187H132V185H130V187H132V190L135 192H132V191H130L131 189L128 187V190L130 191V192H126V191H124V193L122 192V196H124L123 197V201H122V199H121V201L120 200H118V204L120 205V204H122V205H117V201H115V199H114V197H119L120 196V192H115L114 191V193H113V190H109V188L107 189V191L106 192H109V193H107V194H109L108 196H110V194H111V197H110V199H109V197L105 194V192L103 193V191L102 192H100L101 193V195L99 194V192H98V195L99 196H101V197H103L104 199H106L107 197H108V199H106V204H111V203H109V201H111V199H113L114 201L112 202V204L114 205L115 204V206H113L112 204V206L113 207H115V209H111V208H109L110 206H107V205H105L104 206V208H105V210H107L108 212H109V214L111 213V215H114V217H111L110 216V219H111V221H110V219H108L107 221L108 222H106L105 223V221H104V225H106V227L105 228H100V226H98V224H96V223H93L92 224V222L90 223V222H87L86 224H91V226H88L87 228L89 229L90 227L91 228H94L92 225H94L95 227L96 226H98L100 229H106V231L104 230H101V232L103 233V236H105L104 235V232L105 233H107V234H109V235H111V236H107L108 238H106V236L104 237V238H106L105 240L103 239L102 240V242H100V243H98L99 242V240L97 241V243H96V241H95V243L94 244H96L97 246L99 245V247H100V249L99 250H97L96 252H93V253H90V252H92L93 250H94V248H95V245H94V248H93V250H91V251H89V253L90 254H92L91 255V259L89 258V255L87 256L86 255V253H88V252H85V258L84 257H82V256H78V258L80 259H78L79 261V263L81 262V258H82V264H92V261H93V259L95 258V260H96V256H97V259L98 258H100V254H102V252H105V251H107L108 249L110 250L108 253H110L111 252V248H113V246L115 245L114 243H113V241H112V239L113 238H109V237H112V236H115V239H116V237H117V241H119L120 239L119 238H124V241L123 240H121L122 242H128V241H126V240H128L129 238H131L130 240H132L133 238L135 239V238H137V239H139V238H141L142 236L140 235V234H142L143 233V228H145L146 227V225L147 226H152V224L156 227V224L158 223V225L157 226H159L160 224H162V226H164L163 224L165 223V220L166 219H168V221L170 220L171 221V219L170 218H174V217H177V216H179L180 214H181V217L184 215V213H188V212H190L191 213V211H196L197 210V208H200V209H202V208H204L208 203L207 202H209L210 200H208V198L206 199V197L207 196H209V199H210V195L212 196L213 194H212V192L211 193H209L208 194V187L209 186H211V185H208V187L206 186V187H201L200 185H198V182L192 177V174L193 173H195V171H197L198 172V170H199V167H200V172H202L201 174H203V175H206V177L205 176H203L204 178H205V180L207 179V178H209L210 179V176H209V169L208 168H206L207 166H205V164L203 165L202 164V166L199 164V166H197V165H195ZM262 164V165H261ZM29 165V166H28ZM98 165V167H96ZM212 165H213V169H214V166H215V169H214V171L212 170ZM225 165H227V164H225ZM228 165V166H229ZM257 165V166H258ZM56 166V165H55ZM205 166V167H204ZM218 166V167H217ZM35 167V166H34ZM107 167L108 166H106V167H104V169H105V171L107 172H105L104 171V169H103V172L107 175H105L104 177L106 178H117V174L119 173V170L120 171H123V169H120V168H117V169H115V171L117 172H115V176L114 175H112V174H114V172H113V170H114V167L112 168L111 166L109 167V168H112V169H107ZM203 167V171L201 170V168ZM242 167V166H241ZM256 167V166H255ZM255 167H252L253 169L255 168ZM9 168V167H8ZM15 168V167H14ZM17 168V167H16ZM19 168V167H18ZM24 168H26V167H24ZM23 168V169H24ZM116 168V167H115ZM198 168V169H197ZM221 168V167H220ZM224 168H225V166H224ZM234 168H236V167H234ZM240 168V167H239ZM250 168V167H249ZM252 168H250V169H252ZM32 169H34V168H32L31 167V170ZM257 167H256V169H254V171L253 172H255L256 170H257V172L260 174V172H261V176L260 177H258V178H261L260 180L261 181H258V183L260 184V188L261 189H264V188H262L263 186H264V177H263V171H264V169H263V167H262V170L260 171ZM8 170V169H7ZM18 170H20V169H18ZM17 170V171H18ZM25 170V169H24ZM35 170H36V167H35ZM111 170V171H110ZM216 170V171H215ZM230 170V169H229ZM108 171H110V172H108ZM204 171H208V172H205L204 173ZM219 171H221V173H219ZM225 171H227V170H225ZM231 171V170H230ZM229 171V172H230ZM233 171H234V169H233ZM113 172V173H112ZM172 174H171V173ZM174 172H176V174L174 173ZM177 172L180 174V175H177ZM216 172L219 174H216ZM228 172V171H227ZM228 172V173H229ZM239 172V171H238ZM242 172H243V175H242V177H243V179L246 177L248 180H249V183H248V180L245 178L244 180L242 179H240L241 181L240 182H243L244 183V185H245V183L247 184L248 183V186H249V188H248V186L246 185L245 187H244V189H242L243 188V186H242V188H241V190H242V193H243V190H250V189H253V188H251L252 186H251V182L253 181L254 182V180H251V176L250 177H248V176H246V173L242 170ZM19 173H20V171H19ZM23 173V172H22ZM50 173V172H49ZM111 173V174H110ZM123 173V172H122ZM121 173V174H122ZM160 173H158L159 175H160ZM233 175H235V173H233V172H231ZM256 173V172H255ZM258 173H256V174H258ZM263 173V174H262ZM0 174V175H1ZM48 174V173H47ZM46 174V175H47ZM227 174V173H226ZM224 175L223 174V176H221V178L218 180L217 179V177L216 178H214V180H216V186H218V181H219V185L223 182V180H222V182H221V179H223V178H227L228 179V182H229V180L231 181V180H233V178H231V177H229L228 176V174L227 175ZM249 174V173H248ZM258 174V175H259ZM2 175H1V177H2ZM15 175V174H14ZM21 175V174H20ZM109 175H111V177L109 176ZM119 175V177L117 178V179H119L120 178V174H118ZM7 176V175H6ZM38 176H37V179H39L40 180V178H38ZM112 176H114V177H112ZM163 176V175H162ZM208 176V177H207ZM229 178H228V177ZM231 176V175H230ZM239 176V175H238ZM237 176V177H238ZM0 177V179H3V177L1 178ZM13 177V176H12ZM21 177V176H20ZM103 177V174H102V176H101V178H100V180L102 179L103 180V182H102V180H101V182L102 183H104V184H106V181H104V178H102ZM122 177H123V175H122ZM121 177V178H122ZM242 177H238V178H242ZM10 178V177H9ZM22 178V177H21ZM201 178V177H200ZM231 178V179H230ZM236 179L235 178V180H236V182L239 180V179ZM250 178V179H249ZM5 179H8L7 177H5ZM4 179V181H6ZM12 180H14V182L15 181H18V178H11ZM25 179V178H24ZM24 179H22V181L24 180ZM27 179V178H26ZM115 179H113V181L114 182H117ZM123 180L125 179L126 180V178L125 177H123L122 178ZM208 179V180H209ZM256 179V178H255ZM122 180V182L125 184V182L127 183V181H123ZM207 180V181H208ZM225 180V179H224ZM250 180H251V182H250ZM4 181H0V186L2 185V187H3V185H5L6 183H4ZM8 181V180H7ZM20 181H21V179H20ZM19 181V182H20ZM108 181H109V179H108ZM110 181H111V179H110ZM201 181V180H200ZM234 181V180H233ZM233 181H231L230 183L231 184H233L234 182ZM2 182L4 183V184H2ZM18 182V183H19ZM112 182V181H111ZM111 182H109V185H113V184H119V183H122V182H120L119 181V183H111ZM209 182V181H208ZM221 182V183H220ZM227 182V180H226V183H225V185H223L222 184V186H225L226 187V185H227V187H231L232 188V186L233 185H230V183H228ZM236 182H235V184H236ZM256 182H257V180H256ZM260 182H262V185H261V183ZM11 182H9V184H10ZM242 183V184H243ZM258 183H256L255 184V182H254V185H253V187L256 185V187L257 188H259L258 187ZM8 184V185H9ZM208 184V183H207ZM108 185V183H107V185L104 187V188H102L101 190H103L104 189V191L106 190V187H108L109 186ZM137 185H139V186H137ZM229 185V186H228ZM238 185L240 186L241 184H239L238 183ZM237 185V186H238ZM6 186H7V184H6ZM99 186H101V185H99ZM143 186H144V188H143ZM236 186V187H237ZM238 186V187H239ZM262 186V187H261ZM98 187V186H97ZM114 187L116 188V185H114ZM123 187V186H122ZM121 187V188H122ZM141 187H142V189H141ZM214 186H212V188H213ZM256 187H254L255 189H254V191L255 190H257V191H255V193L256 192H258L257 194L259 195V196H261L260 198L263 200V198H264V191L263 192H259V190L256 188ZM1 188V187H0ZM124 188V187H123ZM145 190V191H141V190ZM233 189H235V187L233 188ZM232 189V190H233ZM260 189V190H261ZM100 189H98V191H101ZM123 190V189H122ZM236 190H237V188H236ZM248 190V191H249ZM110 191H112V193H110ZM220 191V190H219ZM248 191H246V192H248ZM253 191V190H252ZM253 191V192H254ZM262 191V190H261ZM136 192H137V194H136ZM245 192V193H246ZM92 194H93V192H91ZM119 193V194H118ZM219 193V192H218ZM224 193V192H223ZM223 193H219V195L220 194H223ZM232 193H233V191H232ZM236 193V194H235ZM245 193H243V197H245L246 198V196H247V199H249V200H251L250 198H248V196H250L251 198H253L252 200H254V195L252 194V192H248V193H250V195L248 194V193H246L247 195H245ZM92 194H89L88 193V195L90 196L91 195V197L93 196L94 197V195H92ZM119 196H118V195ZM124 194V195H123ZM215 194V193H214ZM225 194H227V193H225ZM225 194H223L222 196L220 195V196H218L219 197V199H220V197H224V198H221V200H219L218 199V197L216 196V195H214L213 197H211V198H217L218 200H214V201H212L211 203H213V204H215V203H219V205H221V204H223L224 203V205H226V204H228L227 202H226V204H225V201L224 202H221L222 201V199L223 200H227V198H229L230 197V194H227V196L228 197H226V195ZM234 194H235V196L237 195V194H240V193H238V192H235L234 191ZM5 195V193H4V191H1L0 190V196H4ZM88 195L86 194V196H83V197H87L88 198ZM96 195H97V193H96ZM103 195V196H102ZM106 197H105V196ZM116 195V196H115ZM198 195L199 196H201L202 198L203 197H205L204 199H206L207 200V202H205L206 200H204V203H203V199L201 198V197H198ZM232 195V197H233V194H231ZM241 195V194H240ZM99 196H96V198L98 197L99 198ZM114 196V197H113ZM188 196H194L195 198H197V200H196V202H198V198H200V200H202L201 201V203H200V200H199V203L198 204H200V206L196 203V205H198L199 207H194V210H193V208H190V207H193V206H189V208H187L188 207V205L186 206V203H187V201L185 202V200L183 199V198H185V197H188ZM234 196V197H235ZM239 196V195H238ZM255 196H257V195H255ZM121 197V196H120ZM119 197V198H120ZM194 197H193V199H194ZM234 197L233 198H231L230 197V199H228L227 201L229 202H231L232 201V199H234ZM263 197V198H262ZM86 198V200H84V201H86V202H83L84 204L83 205H87L88 203L89 204H91L92 206H93V202H94V200H93V202L91 203V201H88V199ZM125 198V199H124ZM190 197H188V199H189ZM83 198L81 197V200H82ZM93 199H95V197L93 198ZM100 199H101V201H100ZM100 199H96L95 200V202H97V200H98V204H100V205H98V204H96L95 202H94V204L95 205H97L98 207L97 208H99L100 206L102 207L104 204H105V201H102V198H100ZM103 199V200H104ZM117 199V198H116ZM184 200V203H185V205H183V203H182V206H184V208H181V206H180V209H178V208H176L175 206H176V204H177V202L178 201H180V200ZM186 199V198H185ZM192 199V198H191ZM193 199H192V201H190V200H188L189 202H191V203H193V202H195V200L193 201ZM235 199H236V201H237V198L235 197ZM234 199V200H235ZM239 199V198H238ZM241 199V198H240ZM244 199V198H243ZM245 200V202H246V204H247V202H248V200ZM258 198H255V200H257ZM260 199V200H261ZM81 200H80V203H81ZM109 200V201H108ZM232 201L233 202V205L236 207V201ZM251 200V205H250V207H248V206H245L246 204H244V207L243 206H241V208L242 209H244L245 207H248V208H245L244 210H247L248 209V211L250 210V211H253L254 212V216L257 218V220H258V218L260 217V215H261V213H263V217H261V222L262 221H264V209H262V205H263V208H264V202H263V204H261L262 202L260 201V202H257L258 203V205L257 204H255V200L254 201H252ZM259 200V199H258ZM83 201V200H82ZM215 201H218V202H215ZM122 202V203H121ZM238 202H239V200H238ZM244 202V203H245ZM252 202H254L253 204H254V207L257 209V210H260V209H262V210H260V211H262V212H260V214H255V213H258V212H255L254 210H255V208H253V209H250L251 208V206H252ZM102 203H104L103 205H102ZM190 203V204H191ZM210 203V202H209ZM210 203V204H211ZM221 203V204H220ZM236 205H235V204ZM243 203V202H242ZM250 203H248L247 205H249ZM88 204V205H89ZM202 204H203V207H201L202 206ZM210 204H208L207 206L209 207V206H211L210 207V209L208 208V207H206L205 209H208V210H211V208H214L212 205H210ZM259 204H261L260 205V207H259ZM117 205V206H116ZM177 205H181V203L179 202ZM205 205V206H204ZM240 204H238V206H239ZM243 205V204H242ZM107 206V207H106ZM186 206V207H185ZM228 206V205H227ZM238 206L235 208V210H232L231 212V214H230V211L229 212H227V213H225L224 212V214H229L228 215V217H227V220L225 219V217L227 216H225V217H218L219 216V214L218 213H220V210H216L217 211V214L216 215H218L217 217H216V215H211V217H210V220H208V221H211V219H212V216H213V218H216V219H222L221 221H223V223H225L226 221V223L224 224V225H228V222H231V221H229L228 219L229 218H231V215H233V216H235V220H240V217H239V214H238V218H237V214H236V211H237V209H238V211L237 212H240V216L241 217H243L244 218V216H245V218H244V220H242V226H243V222H247V224H246V226H244V229L245 230H248V228L250 227V231H251V229H256V227H254L255 225L253 224V223H251V225H249L250 223L248 222L249 220H250V218H249V220H247L246 219V216L247 217H251L249 214H251V213H249L248 214V212H247V215H245L246 214V211H243V212H245L244 213V216H242L243 215V213H242V209H240V208H238ZM240 207V206H239ZM258 207H259V209H258ZM103 208V207H102ZM104 208L103 209H99V211H103L104 210ZM117 208V209H116ZM187 208V209H186ZM192 209V210H191ZM240 210V211H239ZM99 211L98 210H96V212H98L99 213ZM107 211H104V214H105V212H107ZM197 211H199V213L200 212H203V210H197ZM197 211H196V214H197ZM219 211V212H218ZM228 211V210H227ZM212 212H213V210H212ZM234 212V213H233ZM252 212V213H253ZM211 213V212H210ZM242 213V214H241ZM183 214V215H182ZM192 214H195V213H192ZM220 214H222L223 215V212L221 211V213ZM188 215V214H187ZM185 216H186V214H185ZM195 216V215H194ZM262 216V215H261ZM45 217V216H44ZM43 217V218H44ZM55 217V216H54ZM54 217H52L53 219H56L55 221H57V217L56 218H54ZM39 218H41V219H43L42 217H39ZM46 219H52L51 217L49 218H47V217H45ZM59 219H58V221L57 222H54V224H52V227H49V228H47V230L45 229V230H42L41 232H39V233H37L36 235H39V239L41 240L39 243H41L40 244V246L41 245H47V244H50L51 242L53 243H55L56 242V239L59 237L60 238V236L61 237H64L63 235H67L68 236V233L70 232V233H72L74 230L71 228V229H68V227L67 226H64L63 224L61 225V222H62V220H65V222H67L68 220L67 219H65V218H68V217H62L61 219H60V217H58ZM188 218V217H187ZM233 218V217H232ZM231 218V220H233ZM256 218H254L255 220H256ZM38 219V218H37ZM69 219H70V217H69ZM82 219V218H81ZM107 219V218H106ZM176 219H178L179 220V218L177 217ZM175 219V220H176ZM183 219H185L184 217H183ZM203 219H205V222H207L206 221V217L205 218H203ZM202 219V220H203ZM215 219V220H216ZM246 219V220H245ZM254 219H251V222H254L255 220ZM263 219V220H262ZM67 220V221H66ZM71 221H72V219H70ZM162 220H164V222L162 221ZM181 220V219H180ZM188 220L189 221H191V219H190V216H189V218H188ZM214 220V221H215ZM234 220V221H235ZM254 220V221H253ZM59 221H61V222H59ZM70 221V224L72 223L73 224V222H74V225L77 223V225L78 226H81V225H79V224H81L82 222H76V221H74L73 220V222H71ZM160 221H162L160 224H159V222ZM168 221H167V223H168ZM184 221V220H183ZM189 221H188V223H185L184 225H186V227L189 225ZM217 222L219 221V220H216ZM234 221H233V223H234ZM69 222V221H68ZM76 222V223H75ZM192 222V221H191ZM190 222V223H191ZM204 222V221H203ZM236 222V221H235ZM255 222H257V221H255ZM254 222V223H255ZM63 223H64V221H63ZM101 223H103V222H101ZM170 223V222H169ZM172 223H176V222H174V220H173V222ZM171 223V224H172ZM195 223V222H194ZM202 222H201V219H200V222H196V224H199V225H196L195 224V226H193L194 228L190 231V233L191 234H193V235H196L197 233V238L199 239V243H200V241H201V239H202V237H203V233L202 234H200L201 232V229H202V231H203V229H205V228H202V226L200 225ZM223 223H222V225H223ZM238 225L241 223H239V222H236ZM65 225H69V224H66V223H64ZM83 224L85 225V222L83 221ZM205 224V223H204ZM206 224H209V223H206ZM214 224H216L215 225V227L218 225V223H214ZM214 224H213V226H214ZM220 224V223H219ZM232 224V223H231ZM244 224V225H245ZM253 224V225H252ZM81 226V228L80 229H84V228H86L85 226ZM165 225H168V224H166L165 223ZM184 225H181V228L182 227H184ZM238 225H235V224H233V229H231V225H230V223H229V225L228 226H226V230L228 231V232H231V230H233V232L234 231H236V229L238 230L239 228V230H244L241 226L239 227ZM257 225H259V223H257ZM256 225V226H257ZM261 225H262V223H261ZM261 225H259L258 226V232L260 231V230H262V232L264 231L263 230V228L262 229H260L262 226ZM162 226H159V227H162ZM197 226L199 227V230L197 231L196 230V228H197ZM200 226H201V228H200ZM208 226V225H207ZM249 226V227H248ZM70 227V226H69ZM102 227H104L103 225H102ZM108 227V228H107ZM155 227H154V230H153V226L152 227H148V228H152V229H150V231L149 232H151L152 230H153V233H154V231H155ZM190 226H188L187 228H189ZM214 227V228H215ZM227 227H229V229H231L230 231H229V229L227 228ZM236 227H238V228H236ZM248 227V228H247ZM254 227V228H253ZM75 228V227H74ZM90 228V229H91ZM147 228V229H148ZM186 228V229H187ZM213 228V227H212ZM211 228V229H212ZM220 229H221V227H219ZM234 228H236L235 230H234ZM242 228V229H241ZM247 228V229H246ZM49 229V230H48ZM97 230H98V232H100L99 231V229L98 228H96ZM95 229V230H96ZM108 229V230H107ZM147 229H144L145 230V234H148V232L146 233V230ZM158 228L156 227V230H157ZM162 229H163V227H162ZM176 229V228H175ZM180 227L177 229L180 233H179V235L181 236L183 233H182V231H183V229H184V231L186 230L185 228H182V229H180ZM217 229V228H216ZM260 229V230H259ZM160 230H161V228H160ZM159 230V231H160ZM177 230H174L173 232H170L171 234V236L169 235V234H167V237L165 236L166 234H162V233H164V232H162V233H160V234H158V235H163V237L165 236V241H167L168 240V237L170 236L171 238V240H172V243H170V247H171V245L172 246H174V248L177 246V242L174 244L173 242L174 241H177L174 237H173V235H174V233L177 231ZM182 230V231H181ZM206 230V229H205ZM205 230H204V232H205ZM76 231V230H75ZM75 231H74V233H75ZM107 231H109V233L107 232ZM142 231V232H141ZM158 231V230H157ZM156 231V232H157ZM162 231V230H161ZM197 231V232H196ZM81 232V231H80ZM90 232V231H89ZM100 232V233H101ZM141 232V233H140ZM196 232V233H195ZM200 232V233H199ZM212 232V231H211ZM218 232V231H217ZM220 232L221 231H219L218 233H219V235H220ZM262 232H260L261 233V235H262V237H264L263 235V233ZM82 233V232H81ZM84 233H86V232H84ZM100 233H98L99 235H100ZM151 234L150 236H152L153 238H154V234ZM158 233V232H157ZM235 233V232H234ZM260 233H259V235H260ZM78 234H79V231H77V235L76 236H74L73 238L75 239L76 237H77V239H78ZM106 234V235H107ZM173 234V235H172ZM176 234H177V236H178V233L176 232ZM176 234H175V236H176ZM236 234V233H235ZM95 236H96V234H94ZM98 235V236H99ZM139 235H140V237H139ZM144 235V234H143ZM169 235V236H168ZM193 235H188L187 236V241L188 242H190V245H191V238L190 237H193V239H192V241H194V240H196V239H194V236ZM200 235L202 236V237H200ZM211 235V234H210ZM218 235V234H217ZM258 235V236H259ZM260 235V236H261ZM81 236V235H80ZM97 236V237H98ZM177 236H176V238H177ZM183 236V235H182ZM221 236V235H220ZM223 236V235H222ZM257 236V235H256ZM89 237V236H88ZM88 237H86V238H88ZM119 237V238H118ZM139 237V238H138ZM162 237V236H161ZM188 237H189V240H188ZM200 237V238H199ZM210 237V236H209ZM216 237H218V236H216ZM225 237L226 236H224V240H225ZM253 237H255V235L253 236ZM68 238V237H67ZM93 238V237H92ZM92 238L90 239V240H92ZM96 238V237H95ZM100 238H103L102 237V235L100 236ZM126 238V239H125ZM128 238V239H127ZM146 238V237H145ZM144 238V239H145ZM158 238V237H157ZM156 238V240H157V242H154L155 244L156 243H158L157 244V247H160L163 243L161 242L160 243V241H158V240H160L159 238L157 239ZM174 238V239H173ZM227 238H229V237H226V240L228 241V239ZM76 239V240H77ZM81 240V242H82V245L84 244L86 247H90V246H92L91 244L90 245H88L90 242H88L89 241V239H87V242H88V244H85V243H87V242H85L83 239H85V238H80ZM98 239V238H97ZM114 239V240H115ZM143 239V240H144ZM149 239V238H148ZM178 240H179V238H177ZM205 239V238H204ZM212 239V238H211ZM221 239H223V238H220V241H224V240H221ZM75 240V241H76ZM146 240V239H145ZM152 241H153V239H151ZM161 240H163V239H161ZM186 240V239H185ZM226 240H225V242H226ZM253 240H255V242L257 241V239H253ZM260 241H261V237H260V239H259ZM259 240L257 241V243L256 244H258L259 243ZM264 240V239H263ZM59 241V240H58ZM73 241V242H72ZM70 240V241H66V243L65 244H67L68 245V243H72V246H74L75 245V248L77 247V245L78 246H82V245H80V244H75V241L74 240ZM101 241V240H100ZM148 241H150V240H148ZM187 241H185V243L184 244H186L187 246L189 245V243L187 242ZM198 240H196L195 241V243H198L197 242ZM206 241V240H205ZM209 241H211V240H209ZM220 241H218V242H220ZM230 241H231V239H230ZM77 242H79V240H77ZM115 242V241H114ZM134 242V241H133ZM142 243H146L147 241H141ZM140 242V243H141ZM151 242V241H150ZM149 242V244H145L144 243V246H143V244L141 243H137L138 245H137V247L139 246V245H142L143 246V248H146V250L145 249H142L143 251H144V253L145 254H147L146 252H148L149 250H147V249H149V248H151V245H152V243H150ZM188 244H187V243ZM218 242H216V245H214L215 244V239L213 240V242L211 241L210 243H212L213 245H214V247L217 249L219 246H221L220 244H221V242L220 243H218ZM223 243L222 242V244H224L225 246H226V244L227 243ZM233 242V240L231 241V243ZM251 242H252V245L255 243V242H253L252 240H251ZM71 243H70V245H71ZM80 243V242H79ZM117 243V242H116ZM136 243V242H135ZM148 243V242H147ZM161 245H160V244ZM195 243H193V245H191V246H193V250L191 249V248H189V247H187V246H184V245H182L181 244V246H182V248L185 250V251H187V254H184V252H183V254H182V256L184 255L185 256V258L187 259V258H189V253H191L192 251V253H194V250H196L195 252H197L196 253V255L198 254V256H194V257H192V256H190V258H191V261H193L194 262V260H196L197 261V259L198 260H200V259H202V258H207V255H205L206 253L208 254V255H211V254H209L208 253V251H213V248L211 249H209V247H212L213 245H209L207 242L206 243H202L201 244V246H199V244H198V246H199V248H201V250L199 249L198 250V247H197V244H195ZM260 243H262V242H260ZM259 243V244H260ZM64 243H63V245L61 246L62 248L64 247L65 248V250L63 251V250H61V251H59V250H57V248H56V250H55V248L53 249V250H51L50 249V251H48L49 252V254L50 253H52V254H47L48 252H46V255H49V257H52L53 255H57V253H62V255L60 256L59 254V257L57 258V260H61L62 258H63V255H64V257L67 259H69V261H71V262H73L72 264H74V261L73 260H70L71 258H70V256L69 257H67L66 256V254H65V252H69V250L67 251V249H69V247H71L72 248V246H69V247H67V245H65ZM103 244V246L101 247L100 245H102ZM120 244V243H119ZM123 244V243H122ZM174 244V245H173ZM205 244V246H206V244H207V251H205L204 253V255L205 256H203V255H201L200 256V254H203V249L205 248L203 245ZM217 244H219V246L217 245ZM246 244H247V242H246ZM258 244V245H259ZM263 244V243H262ZM262 244H260V246L262 247L261 249H264V244H263V246H262ZM83 245V249H86V247ZM129 245V244H128ZM128 245H126V246H124V244H123V246H122V250H121V246L119 247L120 248V251L122 252H120L119 251V249H117L118 250V252H120L123 256H116V255H120L115 249L116 248H114L113 249V251H112V255L114 254L113 252L114 251H116L117 253H116V255H114L113 257V264H114V261L117 263V264H120V263H122L123 262V259L124 258H127L128 259V261H129V256H127V254H129L128 253V251L126 250V248H127V246ZM131 245V246H130ZM129 245V247L131 248V254H133L134 252H135V250L136 249H138V248H136V249H134V251L132 252V245H133V247H134V244L132 243V244H130ZM146 245V246H145ZM147 245H149V247L147 246ZM164 246H165V244H163ZM180 245V244H179ZM195 245H196V247H195ZM224 245H222L221 246V248L224 246ZM231 245H233V244H231ZM230 245V246H231ZM247 245H250V242L247 244ZM251 245V247L253 248L254 246H257V249H258V245H254V246H252ZM66 246V247H65ZM96 246V247H97ZM142 246H139V247H142ZM163 246V247H164ZM218 246V247H217ZM229 246V247H230ZM237 246V245H236ZM27 247V246H26ZM126 247V248H125ZM128 247V248H129ZM154 247V246H153ZM162 247V246H161ZM166 248H165V250H167V248H168V246L166 245L165 246ZM170 247L168 248V249H170ZM178 247V246H177ZM180 247V246H179ZM187 247V248H186ZM204 247V248H203ZM233 247H235V246H233ZM250 247V246H249ZM249 247L247 248V250L249 249ZM63 248V249H64ZM67 248V249H66ZM80 248V247H79ZM91 248V247H90ZM98 248V247H97ZM118 248V247H117ZM125 248V249H124ZM127 248V249H128ZM129 248V249H130ZM174 248H172V250L171 251H169V250H167V251H169V253H171V255L173 254L172 252L174 251V252H176L177 250H173ZM182 248L180 249V250H182ZM187 250H186V249ZM194 248H197V249H194ZM203 248V249H202ZM220 248V249H221ZM225 248V247H224ZM232 248V247H231ZM251 248V249H252ZM24 249V248H23ZM76 249H78V248H76ZM81 249V248H80ZM123 249H124V251H125V253H123L124 251H123ZM160 249V248H159ZM158 249V252H157V249H153L154 250V252H156L157 254L159 253V251L160 252H162V250H159ZM164 249V248H163ZM223 249V248H222ZM232 249H234V248H232ZM152 250V251H153ZM180 250H178L176 253H178V257H176L175 255H174V257L175 258H177V260H179V262H181V263H183V264H186V263H190L188 260L189 259H184V260H182V257H180V255H179V253H182ZM200 251L199 253H198V251ZM56 251H58L57 253H56ZM63 251V252H62ZM87 251V250H86ZM95 251V250H94ZM127 251V252H126ZM152 251H151V253H152ZM190 251V252H189ZM224 251V250H223ZM251 251V250H250ZM249 251V252H250ZM166 252V251H165ZM189 252V253H188ZM253 252V253H252ZM257 252H259V253H261L259 250H256V247H254V249H252V251H251V254H253V256L255 255V256H257ZM64 253V254H63ZM78 253H82L81 255H83L84 256V252L83 251H81V252H78ZM88 253V254H89ZM150 253V251L148 252V254ZM168 253V252H167ZM258 253V254H259ZM263 253V254H262ZM261 253V256L260 255H258V257H253V258H251L250 257V259L249 260H251V262H253L252 260H254V258H259V259H261V257L263 256L264 257V252H262ZM45 254V253H44ZM43 254V255H44ZM77 254V253H76ZM94 254H97V255H94ZM125 254V255H124ZM135 254V253H134ZM133 254V255H134ZM136 254H137V250H136ZM156 254V255H157ZM163 254V253H162ZM164 254H166V253H164ZM42 255V256H43ZM46 255H44V257L46 256ZM52 255V256H51ZM67 255H69V254H67ZM77 255H79V254H77ZM76 255V256H77ZM94 255V257H92ZM99 255V256H98ZM111 255V256H112ZM149 255H151V254H149ZM156 255H154V257L156 258V257H158L159 256V254L156 256ZM170 255V254H169ZM188 257H187V256ZM191 255V254H190ZM224 255H225V253H224ZM126 256V257H125ZM138 256V255H137ZM137 256L136 255H134V257L131 255V261H134L133 260V258L134 259H136V260H138L137 259ZM212 256H214V255H212ZM215 256H217V255H215ZM214 256V257H215ZM222 256V258H223V255H221ZM226 256V255H225ZM250 256V255H249ZM260 256V257H259ZM44 257H42V258H44ZM48 257V256H47ZM71 257H72V255H71ZM81 257V258H80ZM110 257V256H109ZM107 258V259H110V258ZM133 257V258H132ZM136 257V258H135ZM160 257V256H159ZM163 257H165V256H163ZM172 257H173V255H172ZM173 257V259H172V261L171 260H169V261H171V262H173V260L175 259ZM198 257V258H197ZM201 257V258H200ZM219 257V256H218ZM228 257V256H227ZM83 258L85 259V260H83ZM102 258H104L105 260L104 261H106L107 259H106V257H102ZM115 258H118V260L119 259H121V262H118V260L117 259H115ZM161 258V257H160ZM159 258V259H160ZM166 258H169V257H165V259ZM180 258V259H179ZM197 258V259H196ZM200 258V259H199ZM205 258H204V261H206L205 260ZM44 259H46V257L44 258ZM52 259H53V257H52ZM52 259H50V260H52ZM68 259H67V261L66 260H63V261H65V263L64 264H69V261H68ZM101 259V258H100ZM142 260L143 258H139V260ZM152 258H150V260H151ZM257 259H255V260H257ZM264 259V258H263ZM26 260V259H25ZM40 260H41V258H40ZM54 260V259H53ZM52 260V261H53ZM55 260H56V258H55ZM56 260V261H57ZM91 260V261H90ZM103 260V259H102ZM117 260V261H116ZM160 260H162V259H160ZM176 260V259H175ZM180 260H182V261H180ZM216 261H217V259H215ZM228 260V259H227ZM47 261H49V258H48V260ZM56 261H54V263L52 262L51 264H57V263H55ZM104 261H103V264H105L104 263ZM112 261V260H111ZM120 261V260H119ZM124 261H126V259L124 260ZM128 261L127 262H125L126 264H129L128 263ZM157 259L155 260L154 258H153V260H151V262L152 263H154V264H159V261H158V263H157ZM163 261V260H162ZM202 261V260H201ZM204 261H202L203 263H204ZM218 261H219V259H218ZM217 261V262H218ZM220 261H222L223 262V260H221L220 259ZM61 262V261H60ZM60 262H58V263H60ZM70 262V263H71ZM94 262V261H93ZM150 262V263H151ZM164 262V261H163ZM167 262V261H166ZM249 262V261H248ZM50 263V262H49ZM77 263V262H76ZM75 263V264H76ZM79 263H77V264H79ZM80 263V264H81ZM107 263H109V262H106V264ZM138 263V262H137ZM151 263V264H152ZM168 263V262H167ZM166 263V264H167ZM195 263H197V262H195ZM227 263V262H226ZM61 264H63V262L61 263ZM109 264H111V263H109ZM123 264H124V262H123ZM131 264H133V262H131ZM134 264H136V263H134ZM160 264H163L162 262L160 263ZM205 264V263H204ZM247 264V263H246ZM248 264H251L250 262L248 263Z\"/></svg>",
  "mask_w": 264,
  "mask_h": 264
}]
</instances>
